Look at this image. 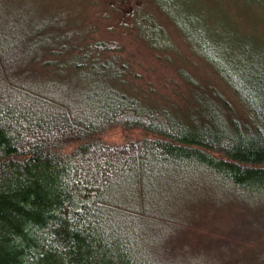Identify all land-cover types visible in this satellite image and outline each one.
Masks as SVG:
<instances>
[{"label": "trees", "instance_id": "1", "mask_svg": "<svg viewBox=\"0 0 264 264\" xmlns=\"http://www.w3.org/2000/svg\"><path fill=\"white\" fill-rule=\"evenodd\" d=\"M120 1L137 49L181 88L142 80L68 8L49 21L0 0V264H264V61L224 83L238 43L209 37L235 26L196 14L215 7ZM184 16L207 38L195 64L175 40ZM115 129L138 136L103 140Z\"/></svg>", "mask_w": 264, "mask_h": 264}, {"label": "rangeland", "instance_id": "2", "mask_svg": "<svg viewBox=\"0 0 264 264\" xmlns=\"http://www.w3.org/2000/svg\"><path fill=\"white\" fill-rule=\"evenodd\" d=\"M179 1L180 0H176V4L179 3ZM185 1L188 2L189 0ZM185 1L183 3V7L186 6ZM198 1L202 2L205 8H208L209 6L215 7V12L210 13L209 19L206 17L203 18L204 13L202 9L200 11H196L199 18H202L200 20L201 26L206 27L204 21L206 22L207 27L212 26L213 24L211 18L219 20L221 24H226V20H228L235 26L228 32L214 26L215 28H211L212 33H210L209 37V40L213 43L221 42L225 45H234L235 43H238L236 48H224L225 52L223 53V57H226V62L217 63V65L221 67L223 73L218 74L216 71V74L223 80L224 83H230L233 79L242 78L249 69L250 63L264 61V2H262L264 0L259 2V4H255L253 1L245 0ZM8 2L12 7H22L24 10L32 8L36 14L48 17L49 21H51V19L63 21L65 15L62 13L64 12H57L56 8H68L73 11L76 16L80 15V18L84 23L95 27L93 28V36H95V31L99 29L101 37L116 40L122 44L125 51L131 56L129 57V60L133 64L134 72L139 74L142 80L144 79V81L150 82L156 88L162 87L169 91H171V89H175V87L181 88L180 81L172 74V71L168 66H161L153 55L149 54L145 50L137 49V46L132 41V35L128 32L129 19L128 17H124V13L126 11L125 9L127 7H124L123 5L126 4L122 3L120 0H8ZM223 15L226 17V20ZM66 16L72 18L74 15L69 13ZM180 21L184 23L183 30H186L188 40L186 37L184 39V36L181 34L178 36L176 35L175 40H177L180 44L179 49H182L181 51H185V53L190 52L192 49H199V47L207 41L206 36L204 34L195 36L192 29L194 27H192L186 20V16L182 17ZM234 28L239 30L240 35H247L251 42L248 38L233 36L231 33ZM241 44H249V46L246 47ZM186 55L189 57L190 63L195 64L198 62L193 54L191 55L186 53ZM190 63H186V65L191 67ZM263 66L264 62L259 67ZM207 68V65L200 63L198 68H195V72L202 74ZM243 82L244 81H239L238 85ZM105 133L106 134L102 136L103 140L114 143H120L127 138L138 136L137 132L123 133L118 129ZM179 194L181 195L177 196H183L184 190ZM208 209L209 208L204 205V207H200L198 211L206 212ZM218 235L219 231L214 230L212 236L218 237ZM258 243L259 246L264 245V241ZM192 245L197 248L199 244L192 243ZM189 247L190 246L187 245L183 246L186 251H189ZM202 249L203 248L199 250L202 251ZM190 255L195 256L191 258V261L196 260L197 253Z\"/></svg>", "mask_w": 264, "mask_h": 264}]
</instances>
